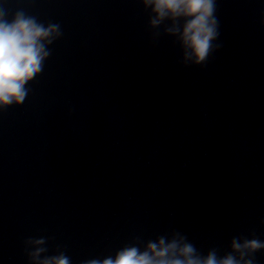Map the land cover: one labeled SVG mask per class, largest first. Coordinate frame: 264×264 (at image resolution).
Returning <instances> with one entry per match:
<instances>
[{"label":"water","instance_id":"water-1","mask_svg":"<svg viewBox=\"0 0 264 264\" xmlns=\"http://www.w3.org/2000/svg\"><path fill=\"white\" fill-rule=\"evenodd\" d=\"M0 11L59 33L23 102L0 108V264H90L178 237L264 264V248H232L264 242V0H216L201 63L185 19L153 26L144 0Z\"/></svg>","mask_w":264,"mask_h":264},{"label":"clouds","instance_id":"clouds-1","mask_svg":"<svg viewBox=\"0 0 264 264\" xmlns=\"http://www.w3.org/2000/svg\"><path fill=\"white\" fill-rule=\"evenodd\" d=\"M216 0H144L146 7H151L155 14L151 20L153 26L164 19L184 18L185 23L181 40L186 50V58L195 63L206 59L211 42L218 35L215 13ZM59 35L57 26L45 28L37 24L34 18L23 13H17L9 22L5 13L0 11V108L12 103L23 102L26 90L25 84L38 74L42 61L48 56L46 44H50ZM37 240L36 245L43 244ZM232 248L244 255V249L255 251L264 248V242L256 240L243 244L232 242ZM44 249L37 248L33 253L35 259ZM40 264H69L67 257L60 256L45 259ZM90 264H241L240 260L228 255L217 259L215 252L201 258L196 254L191 244L185 243L183 237L173 238L167 244L163 238L150 242L147 249L140 252L136 247L124 248L115 258L109 257L103 261L93 260ZM251 264V261H244Z\"/></svg>","mask_w":264,"mask_h":264}]
</instances>
